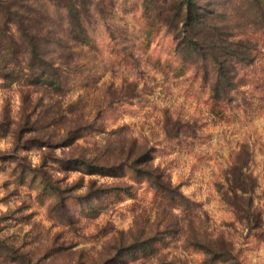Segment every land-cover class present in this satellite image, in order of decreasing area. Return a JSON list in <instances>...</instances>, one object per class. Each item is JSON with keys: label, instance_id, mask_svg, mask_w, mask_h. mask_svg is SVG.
Here are the masks:
<instances>
[{"label": "rangeland", "instance_id": "1", "mask_svg": "<svg viewBox=\"0 0 264 264\" xmlns=\"http://www.w3.org/2000/svg\"><path fill=\"white\" fill-rule=\"evenodd\" d=\"M35 1L63 78L0 62V264H264V0H200L221 65L155 2L94 0L83 46Z\"/></svg>", "mask_w": 264, "mask_h": 264}, {"label": "trees", "instance_id": "2", "mask_svg": "<svg viewBox=\"0 0 264 264\" xmlns=\"http://www.w3.org/2000/svg\"><path fill=\"white\" fill-rule=\"evenodd\" d=\"M49 1L52 6L64 7L67 11L66 31L76 45H89L90 40L84 19L89 20L88 18L92 16L98 3L94 0ZM145 2L156 3L155 17L177 38V54L184 64L195 63L201 57H207L208 53L212 54L215 63H221L213 51L215 47L220 48L219 28L210 26L209 11L203 7L200 0H146ZM33 3L37 2L35 0H0V62L3 67L11 66L15 69L26 61V67L33 71L32 75L48 81L55 89H61L63 75L58 72L60 67L51 59L46 58L43 52V43L51 40L50 37L44 35V32L48 35L52 33L48 22L53 23V17L46 14V21L35 17L34 15L41 14V11L34 7ZM3 19H5L4 26L1 24ZM10 22L17 26V35L8 30ZM47 25L48 30H46ZM9 61L12 63L10 64ZM222 71L223 69L219 66L217 68L218 78L224 77ZM226 82L231 87L234 84L228 78ZM223 88L226 87L223 86ZM90 166L97 171L102 169L98 165L90 164ZM48 185L53 189L50 184ZM2 244L7 245L4 241ZM219 255L236 258L229 250ZM214 258L219 257L216 255Z\"/></svg>", "mask_w": 264, "mask_h": 264}]
</instances>
